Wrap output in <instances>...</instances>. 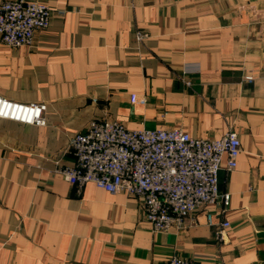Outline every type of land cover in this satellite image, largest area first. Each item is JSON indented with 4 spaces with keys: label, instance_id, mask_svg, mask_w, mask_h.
Wrapping results in <instances>:
<instances>
[{
    "label": "crops",
    "instance_id": "obj_1",
    "mask_svg": "<svg viewBox=\"0 0 264 264\" xmlns=\"http://www.w3.org/2000/svg\"><path fill=\"white\" fill-rule=\"evenodd\" d=\"M32 1L49 26L30 46L0 43V97L45 105V125L0 119V264H264V0ZM93 119L199 139L233 128L237 166L223 158L218 173L228 211L156 232L139 198L71 185L70 139ZM209 213L230 224L222 241Z\"/></svg>",
    "mask_w": 264,
    "mask_h": 264
},
{
    "label": "built area",
    "instance_id": "obj_2",
    "mask_svg": "<svg viewBox=\"0 0 264 264\" xmlns=\"http://www.w3.org/2000/svg\"><path fill=\"white\" fill-rule=\"evenodd\" d=\"M50 17L49 7L37 1L0 2V43L13 48L30 46L34 33L48 28ZM245 72L243 80L252 83L253 70ZM44 110L42 104L0 97V119L42 127ZM69 146L74 165L60 171L67 182L79 188L92 183L110 194L124 191L139 198L143 219L156 232L184 229L186 218L206 205H215L225 215L230 194L219 193L218 173L223 158L225 171L234 170L241 150L233 128L219 139H199L181 129L129 130L117 121L98 119L91 120L84 133H76ZM207 221L222 241L230 224L224 220L214 224L211 213ZM162 264L196 263L174 256Z\"/></svg>",
    "mask_w": 264,
    "mask_h": 264
}]
</instances>
